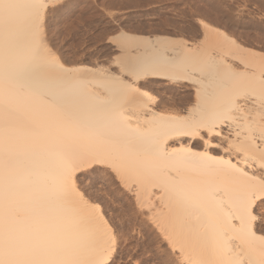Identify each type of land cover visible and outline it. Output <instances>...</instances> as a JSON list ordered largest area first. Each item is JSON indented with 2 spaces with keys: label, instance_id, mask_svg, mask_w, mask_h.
<instances>
[{
  "label": "bare ground",
  "instance_id": "bare-ground-1",
  "mask_svg": "<svg viewBox=\"0 0 264 264\" xmlns=\"http://www.w3.org/2000/svg\"><path fill=\"white\" fill-rule=\"evenodd\" d=\"M57 1L0 0V264H110L86 168L136 178L179 264H264V51L201 21L213 49L123 30L119 72L69 68L32 28Z\"/></svg>",
  "mask_w": 264,
  "mask_h": 264
},
{
  "label": "rangeland",
  "instance_id": "rangeland-1",
  "mask_svg": "<svg viewBox=\"0 0 264 264\" xmlns=\"http://www.w3.org/2000/svg\"><path fill=\"white\" fill-rule=\"evenodd\" d=\"M60 1L43 18L38 17L32 28L37 29L38 43L69 68L85 66L117 73L119 64L139 56L140 49L133 44L139 41L143 48L151 38L176 44L182 37L210 49L215 43L204 40L201 21L223 28L247 47L264 51V0ZM123 30L141 35L129 43L131 48L127 46L130 57L118 47V34ZM154 94L164 95L158 90ZM108 171L83 169L76 183L93 203L101 205L112 227L116 246L110 264H171L174 254L166 237L151 223L149 210L136 202L132 192L136 178H125L124 184L123 177Z\"/></svg>",
  "mask_w": 264,
  "mask_h": 264
},
{
  "label": "snow or ice",
  "instance_id": "snow-or-ice-1",
  "mask_svg": "<svg viewBox=\"0 0 264 264\" xmlns=\"http://www.w3.org/2000/svg\"><path fill=\"white\" fill-rule=\"evenodd\" d=\"M256 195L257 194H255V193L253 194V199L254 200L256 199ZM260 204L261 205H264V195H262L261 198H260ZM172 264H179V261L176 260V259H174L173 262H172Z\"/></svg>",
  "mask_w": 264,
  "mask_h": 264
}]
</instances>
